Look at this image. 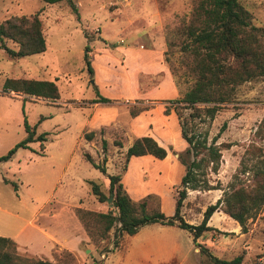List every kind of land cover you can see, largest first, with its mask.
<instances>
[{
  "label": "rangeland",
  "instance_id": "obj_1",
  "mask_svg": "<svg viewBox=\"0 0 264 264\" xmlns=\"http://www.w3.org/2000/svg\"><path fill=\"white\" fill-rule=\"evenodd\" d=\"M194 1L73 0L75 13L65 0H0V20L36 11L45 41L43 51L19 57L0 47V154L25 135L24 119L35 124V133L46 132L43 149L39 140H32L0 162L2 233H10L42 204H56L66 232H74L69 205L110 208L111 198L99 202L90 192L87 179L100 182L105 192L108 180L84 154L103 163L107 173L119 172L129 196L145 198L148 211L158 207L165 215L173 213L184 170L177 154L187 143L180 136L172 98L180 95L187 81H174L164 51H173L172 60L176 56L174 45L167 49L166 38ZM238 1L249 10L253 24L264 26V0ZM5 43L16 47L11 40ZM6 77L54 80L59 96L3 91ZM96 96L108 101H89ZM138 106L145 108L131 115L130 109ZM196 125L197 131H207V141L216 134L220 155L217 169L205 170L212 187L187 188L180 213L191 223L200 221L205 206L222 196L230 181H248L249 165L257 158L264 162V76L240 84L233 102L221 106L209 122ZM89 130L93 133L87 137ZM140 135L153 137L169 154L130 155L123 170L125 148ZM251 148L260 149L258 156L254 155L258 150L252 153ZM2 177L14 182L15 188ZM207 224L211 228L196 242L212 254L227 259L241 252L240 264H264V210L247 218L245 232L220 209L211 213ZM111 234L112 229L107 239L95 243L87 236L79 250L72 251L75 263L89 264L95 257L102 264H213L190 233L175 225L144 224L131 235L123 234L116 248L99 253L101 247L111 246Z\"/></svg>",
  "mask_w": 264,
  "mask_h": 264
},
{
  "label": "trees",
  "instance_id": "obj_2",
  "mask_svg": "<svg viewBox=\"0 0 264 264\" xmlns=\"http://www.w3.org/2000/svg\"><path fill=\"white\" fill-rule=\"evenodd\" d=\"M53 3L60 0H43ZM72 11L76 13L73 0H65ZM6 40L15 42L16 47L6 45ZM174 45L176 56L171 59L173 51H164V60L174 81H187V86L176 98L172 110L176 114L180 136L186 141L184 152L178 153L177 158L183 164L184 170L179 180V186L174 194V209L170 215L163 214L158 207L148 211L146 200L132 199L120 181V173H107L104 164L94 162L88 154L86 159L103 172L108 180L106 192L100 187L101 183L87 179L90 192L99 202L109 201L110 208L106 210L90 209L73 206L72 210L79 220L86 235L92 242L104 241L112 229L111 246L101 247L99 253L112 250L119 245L123 234L131 235L137 229L148 223L157 222L164 225H175L186 229L199 250L205 253L213 264H240L242 253L238 252L230 258H220L212 254L206 246L196 242V238L205 230L211 228L207 219L211 213L220 209L240 226L247 230V218L259 210H264V162L257 158L249 165L251 176L248 181H230L223 190L222 196L213 203L205 206L198 223L187 222L180 213L182 200L187 188H210L205 177L206 167L215 171L219 162V143H215L216 134L207 141V131H197L199 121H210L215 112L224 104L233 102L236 90L240 84L264 76V26L251 22V15L238 0H195L187 16L166 38L167 49ZM0 47L10 56L19 57L45 49L41 20L37 12L31 14H12L0 20ZM87 70L90 72L89 61L84 55ZM176 62V64H175ZM174 63V64H173ZM180 67L182 69L179 71ZM3 91H21L28 95L57 98L58 89L54 80L26 77H6L2 84ZM89 101H108V98L96 96ZM144 106L130 109L135 115ZM181 109L187 111L183 113ZM168 113V109H163ZM25 135L14 145L0 154V162L8 160L16 147H25L29 141L39 140L40 149L46 132L35 133V124L23 120ZM93 133L89 130L85 136ZM222 145H224L222 143ZM255 156H258L259 148ZM256 152V151H255ZM150 154L163 158L166 149L153 137L140 135L133 138L124 151L126 160L130 155ZM190 155V156H189ZM4 182H10L2 177ZM149 196V194L147 195ZM58 248V247H56ZM53 260L38 257L16 248L15 241L8 236L0 235V264H76L74 253L64 247L52 252ZM89 264H102L100 258L92 257Z\"/></svg>",
  "mask_w": 264,
  "mask_h": 264
},
{
  "label": "crops",
  "instance_id": "obj_3",
  "mask_svg": "<svg viewBox=\"0 0 264 264\" xmlns=\"http://www.w3.org/2000/svg\"><path fill=\"white\" fill-rule=\"evenodd\" d=\"M93 103H98V101ZM168 154L166 151L163 158ZM72 206L74 205L67 207V213L70 214L72 224H74V232H70V230L66 232V227L58 220L59 212L56 204L51 203L48 206L40 205L10 233L0 231V235L11 237L15 241L18 251L46 257L50 260H53L52 251L56 247H64L76 252L79 250V243L86 240L87 235L75 216Z\"/></svg>",
  "mask_w": 264,
  "mask_h": 264
},
{
  "label": "water",
  "instance_id": "obj_4",
  "mask_svg": "<svg viewBox=\"0 0 264 264\" xmlns=\"http://www.w3.org/2000/svg\"><path fill=\"white\" fill-rule=\"evenodd\" d=\"M110 198H111V195H109V196L107 197V201H109V200H110Z\"/></svg>",
  "mask_w": 264,
  "mask_h": 264
}]
</instances>
